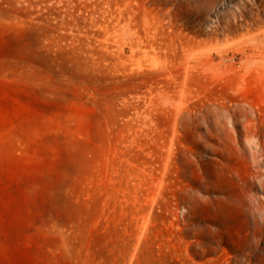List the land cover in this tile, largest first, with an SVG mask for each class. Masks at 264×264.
<instances>
[{"label":"rangeland","instance_id":"374dc122","mask_svg":"<svg viewBox=\"0 0 264 264\" xmlns=\"http://www.w3.org/2000/svg\"><path fill=\"white\" fill-rule=\"evenodd\" d=\"M228 263L264 264V0H0V264Z\"/></svg>","mask_w":264,"mask_h":264},{"label":"bare ground","instance_id":"6f19581e","mask_svg":"<svg viewBox=\"0 0 264 264\" xmlns=\"http://www.w3.org/2000/svg\"><path fill=\"white\" fill-rule=\"evenodd\" d=\"M245 75V74H244ZM242 78H244V77H242ZM229 264V263H228Z\"/></svg>","mask_w":264,"mask_h":264}]
</instances>
